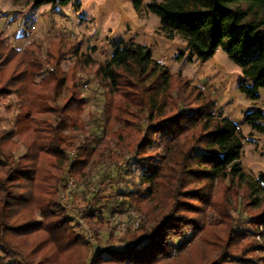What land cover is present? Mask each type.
Wrapping results in <instances>:
<instances>
[{
    "label": "trees",
    "instance_id": "obj_1",
    "mask_svg": "<svg viewBox=\"0 0 264 264\" xmlns=\"http://www.w3.org/2000/svg\"><path fill=\"white\" fill-rule=\"evenodd\" d=\"M29 1L33 10L50 5L51 11H55L74 0ZM132 6L138 12L142 0H132ZM144 8L159 19L160 31L167 40L179 38L183 42L188 60L197 58L205 62L220 48L241 69L239 91L249 100L259 99V90L264 89V0H163L149 2ZM38 50L39 47L31 44L20 54L0 39V99L15 94L17 111L14 127L0 131V264H31L20 250L25 248L21 240L40 232H45L46 237L33 247L34 253L42 245L52 244L55 254L60 255L79 243H87L74 233L71 220L56 201V193L67 176L77 181L85 179L86 170L99 164L103 156L99 136L78 139L63 135L68 114H80L84 104L76 83L63 107H51L53 97L47 88L55 92L65 82L59 67L68 50L58 48L56 53H47L45 62L37 56ZM57 55L60 60H56ZM83 64L88 66L94 62L87 57ZM96 77L110 97L120 94V112L125 113V118H119L118 107L116 117L124 121L126 129L142 110L147 112L150 124L158 121L147 127L141 137L140 132L136 133L138 140L132 146L134 157L146 166L142 183L127 198L130 203L142 202L160 194L164 210L151 215L149 228L124 233L129 245L123 250H99L92 263L103 262L101 256L105 253L118 264H163L174 240L183 248L186 232L191 230L195 236L204 227L206 212L191 202H198L213 212L212 224L226 235L227 243L213 264L235 259L242 251L233 254L231 245L251 235L260 240L253 247L264 252V173L252 180L242 172L239 166L242 141L237 125L216 112L214 102L193 87L190 90L196 92L192 101L198 103L196 109L192 112L180 109L181 103L188 100L171 95L173 76L153 59L147 47L132 41L121 43L110 60L99 65ZM246 81H251V86ZM168 100L171 105L167 104ZM135 107L137 111H130L136 110ZM51 114L59 118L34 123L35 118ZM243 123L263 134L264 112L255 109L244 114ZM15 137L27 145L24 155L14 156ZM154 146L163 150V155L156 150L152 152L160 162L145 161L148 150ZM43 161L50 167H42ZM226 180L241 187L250 206L258 210L249 221L252 232L235 230L228 213L230 207L224 199L228 188L220 191L219 201H212L194 186ZM107 186L108 182L100 186L91 204L98 201ZM124 204L121 202L120 207ZM32 211L40 214L41 221L34 222L31 217L23 216ZM98 211L99 208H94L87 215L90 225ZM12 239H19L20 243L11 246ZM221 240L224 239L221 237ZM245 249V256L240 257L242 261L247 260ZM44 264H51L50 257H46Z\"/></svg>",
    "mask_w": 264,
    "mask_h": 264
},
{
    "label": "rangeland",
    "instance_id": "obj_2",
    "mask_svg": "<svg viewBox=\"0 0 264 264\" xmlns=\"http://www.w3.org/2000/svg\"><path fill=\"white\" fill-rule=\"evenodd\" d=\"M152 1L163 0H142V8L136 12L132 0H74L55 11H51L50 5L33 10L29 0H0V39L8 47L21 54L26 47L34 44L39 47L37 56L43 62L47 61L49 52L56 53L54 51L58 48L68 50L59 67L65 82L55 92L50 87L47 88L48 94L53 97L51 107H63L71 97V87L75 83L79 98L83 99L84 104L80 114H68L63 135L78 139L97 135L103 145L102 159L99 164L86 170L87 177L77 181L67 176V181L59 186L56 193V201L64 210V215L71 220L74 233L87 243H79L60 255L55 254L56 248L52 244L42 245L34 253L33 247L46 237L45 232L36 233L21 240L25 248L20 250L23 257H29L31 264H44L46 257H50L51 264H91L99 250H123L129 245L124 233L131 234L137 228H149L151 215L156 216L164 210L160 194L142 202H128L127 195L134 193L142 183L146 166L134 157L132 146L138 140L136 133L140 132L141 137L147 127L156 125L158 121L150 124L147 112L142 110L141 113H136L138 118L130 121L129 128L126 129L124 121H119L116 117L118 111L115 108L118 107L119 118H125V113L120 112V94L110 97L108 90L99 85L97 68L110 60L121 43L132 41L151 51L153 59L163 65L175 80L171 91L173 98L182 96L188 100L187 103H181L180 109L191 112L196 109L198 103L192 102L196 92H192L191 87L201 90L205 97L210 98L215 104L216 112H221L223 118L237 125L242 141L239 159L242 172L252 180H257L264 173V133H256L243 123L244 114L255 109L264 112V89L259 90L258 100L246 98L238 89L240 67L231 62L220 48L205 62L197 58L188 60L183 42L179 38L167 40L160 31L159 19L144 8V5ZM87 57L94 64L84 65L83 60ZM56 60H60L59 55ZM43 74H46L45 71ZM177 74L179 76L176 77ZM251 84V81H246L247 86ZM147 85L148 83L145 86ZM15 103V94L7 99H0V131L14 127L17 113ZM167 104L171 105V101L168 100ZM131 108L134 106L131 105ZM130 111H137V108ZM58 118L57 114L44 115L35 118L34 123ZM13 141L14 156L24 155L28 150L27 145L17 137ZM96 145L99 146V143ZM9 150L10 147H7L6 151ZM154 150L163 155L162 148L154 146L148 150L145 161L151 159L160 162L159 158H154ZM40 164L44 168L50 167L44 161ZM68 181L73 184L66 189L64 184ZM104 182H108V186L98 201L93 202L95 205L91 204L96 191ZM194 186L210 196L212 201L220 199V191L228 188L229 193H224V199L230 207L228 213L233 219L235 230L253 231L249 221L258 210L250 206L241 187L230 184L228 180L201 182ZM121 202L125 203L122 207ZM191 204L206 212L204 227L195 236L193 231H187L183 248L179 247L180 242L174 240L172 251L163 264H213L221 248L227 243L221 228L212 224L213 212L205 210L198 202ZM68 205L73 208L69 213L66 209ZM230 205H235L237 210H233L234 207ZM94 208H99V211L90 225L87 215ZM23 216L31 217L34 222L41 221L37 211L24 213ZM97 219L102 222H97ZM9 241L14 247L20 243L19 239ZM257 242H260L259 238L253 235L234 242L231 252L235 255L242 252L223 264H264V252L253 247ZM220 243L223 245L220 246ZM244 249L247 260L242 261L240 257H243ZM101 257L103 262L92 264H118L105 253Z\"/></svg>",
    "mask_w": 264,
    "mask_h": 264
},
{
    "label": "built area",
    "instance_id": "obj_3",
    "mask_svg": "<svg viewBox=\"0 0 264 264\" xmlns=\"http://www.w3.org/2000/svg\"><path fill=\"white\" fill-rule=\"evenodd\" d=\"M69 181H71V180H69ZM69 181H68V182H69ZM68 182L66 183V186H65L66 189L68 188V186H71V185L73 184V182H69V183H68ZM65 201H66V200H65ZM63 204H64V203H63ZM64 206H65V205H64ZM66 209L68 210V213H69V212L72 211L73 208H72L70 205H68V206H66ZM122 226H123V225H122ZM123 228H124V227H123ZM124 229H125V228H124Z\"/></svg>",
    "mask_w": 264,
    "mask_h": 264
}]
</instances>
